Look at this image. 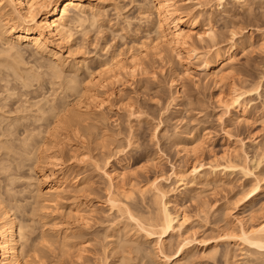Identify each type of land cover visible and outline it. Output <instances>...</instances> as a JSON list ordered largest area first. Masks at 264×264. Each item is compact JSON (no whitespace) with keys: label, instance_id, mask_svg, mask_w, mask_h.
I'll return each mask as SVG.
<instances>
[{"label":"rangeland","instance_id":"obj_1","mask_svg":"<svg viewBox=\"0 0 264 264\" xmlns=\"http://www.w3.org/2000/svg\"><path fill=\"white\" fill-rule=\"evenodd\" d=\"M239 1L222 0L223 7L217 6V0L169 1L179 17L187 16L196 22L190 42L200 55L218 50L224 58H230V68L226 66L228 74L219 83L206 78L201 70V58L186 60L178 50L168 46L161 53L152 49L156 41L153 30L156 14L151 10L155 0H108L106 5L98 7L101 11L98 23L93 27L85 23L72 29L71 44L80 47L79 53H85L91 71H100L102 63L117 51H123L121 58L127 61V48L135 46L139 47L134 50L139 69L134 76L115 70L113 73H120L118 82L108 79L112 80L109 87H95V99L89 103V99H84L87 101H83V109L89 104L90 115L84 116L74 134L47 146L45 157L56 160L59 170L55 171L68 181L65 180L55 205L42 212L31 211L34 200L30 191L34 187H27L24 177L32 175L37 168L48 173L42 156L39 163L30 160L29 154L18 156L0 151V162L4 160L13 169L20 165L13 171V183L0 172V196L5 201L15 199L20 205L27 204L18 220L26 226L23 250L30 264H116L118 255L111 251L115 246L111 235L123 226L133 236L138 233L127 215L112 208L108 200L115 197L124 204L128 200L134 214L153 216L156 206L152 194L141 197L138 189L161 173L162 179L158 181L169 192L168 208L184 219L179 232L164 236L168 239L167 254H173L181 239L187 238L192 242L191 259L179 264H226L224 255L229 249L238 264H263L264 255H253L242 263V255L249 251L247 247H229L223 239L227 228L237 227L236 219L245 221V227L264 220V0ZM149 9L152 17L148 20L144 15ZM207 30L212 32V41L204 34ZM199 36L204 39L202 42ZM142 44L145 48H141ZM22 49L34 54L44 65L51 61L29 47ZM62 50L67 57L65 49ZM72 58L68 56V62ZM124 60L127 67L130 62ZM113 73H106L102 79ZM76 76L85 81V70ZM44 80L39 85L41 88L24 90L27 94L10 82V89L0 92L4 111L11 113L5 117L28 118L35 114H21V108L29 110L44 95L48 100L62 97L60 84H53L59 80ZM232 83L244 93L240 102L246 106V112L239 121L225 115L220 104ZM66 95L69 97L66 101L72 102L74 98ZM101 101L105 103L100 107L102 112L97 110ZM32 122L34 117L22 123ZM44 128L45 124L41 131ZM191 136L199 138V142L193 144ZM181 146H185L184 152ZM43 151L40 146L37 154ZM192 165H196V174L205 180L199 176V183L189 184L193 178L189 176L188 182L185 181L189 185L184 190L179 180L170 175L180 174ZM114 173H123L124 177L115 180L111 187L107 175ZM57 175L56 179L60 180ZM257 186L247 196L242 193ZM54 222L59 228L55 226L57 230L53 231ZM60 228L65 235H71L72 249L67 254L62 253L56 234ZM43 231L52 241L40 240ZM140 240L143 253L148 252L149 256L141 259L140 255H132L130 264H154L157 255L151 249L152 244ZM213 245L215 249H211Z\"/></svg>","mask_w":264,"mask_h":264},{"label":"bare ground","instance_id":"obj_2","mask_svg":"<svg viewBox=\"0 0 264 264\" xmlns=\"http://www.w3.org/2000/svg\"><path fill=\"white\" fill-rule=\"evenodd\" d=\"M107 1L108 0H0V92L8 91V89H10L8 87L10 82L15 83V86L17 85L21 91L23 90V92H25L35 86H38L36 89L41 88L42 85L41 87L39 85L45 81L44 79H48V81L53 82L59 80V83L53 84H60L59 89L62 94V97L53 98L51 100H48V97L46 98L44 95L42 98L34 101L30 105L29 110L26 107H23V110L21 108V114L24 112H33L35 114L28 118H6L5 116L7 113V116L11 113L4 111L5 106L0 103V151L12 152L18 156L29 154L31 156L29 158L30 160L35 159L39 163L42 156L41 161H44L45 165V168H43L44 170H48V173H45L43 169L40 170L37 168L38 170L33 172L32 175L24 177L25 179L22 178L26 184L28 183L27 187H34V190H31L32 192L30 191V194L33 193L32 199L34 200V207L31 210L32 213L42 212L44 209L46 210L48 206L55 205L59 194L62 192L63 184H66V179L62 176V173L55 171L59 170L57 162H54L56 160L45 157L47 155V146L56 143L61 137H69L74 134L73 132L83 121L84 116L90 115V112L87 111V106L89 104L85 105L86 109L84 108V111L83 103L88 99L87 102L89 103V101L96 98L95 94H93L96 86L100 89H105L110 81L112 82L113 79H119L118 74L120 73H113L115 70V72L120 71L129 76H134V74H137L135 72H138L139 68L137 67H139V65H137V55L134 51L139 48L138 46H135L136 49L135 47L127 48L128 52H125L127 54V61L121 58L123 51H117L110 54L111 57L109 56V60L106 59L102 63V69L100 71L93 72L86 64V58L84 57L86 55H83L85 53L81 54L82 51L79 53L80 47L78 46L79 49H77L78 47L75 48L73 46L74 44H71L72 42L70 39L73 37L72 35H74V28H77V26L82 27L85 23L93 27L98 23V19L100 18L99 15H101V11L98 7H103L106 5ZM169 1L170 0H155L156 5L152 7L153 9L151 8L156 14V19L153 23L156 41H154L155 44L152 46V49L161 53L162 50L165 49L163 47L168 46L173 50H178L186 60L192 61L201 58V70L206 75V78H210L214 83H219L224 80L228 74L226 66L230 68L228 65L229 62H231L230 58L227 56V58H224L218 50L200 55L193 44H191L192 33L196 28V22L188 19L187 16H184V18L179 17L177 11L171 9ZM49 4L52 6L49 7ZM217 6L223 7L222 0H217ZM151 10L149 9L148 12H145V15L143 14L145 19L147 18L149 20V18L152 17L151 12H149ZM204 34L207 35L210 41L213 40L214 37L210 30L204 32ZM203 40L202 36H199V41L202 42ZM144 45L142 44L141 48H145ZM59 46L63 47L60 49ZM22 47H29L36 53L47 56L51 60L50 63L48 62L46 65L42 64L35 58L34 54H30L28 50H23ZM62 48L65 49L67 57L63 56ZM130 48H132L133 52L130 51ZM76 51L78 52L76 53ZM76 54H78V56H76ZM68 56L70 58L74 57L72 61L70 59L68 62ZM176 57H178L177 54ZM122 59L124 62H130L127 67H125L126 64L124 65ZM81 70H85L86 72L85 81H80L78 76H76ZM141 71L143 72L142 69ZM66 72H68L69 75H65ZM106 73L108 75L109 73H113L114 75L110 74V77L108 76L106 79H102L104 75H107ZM111 78L112 80H108ZM118 79L116 82L119 81ZM49 84L52 85V82ZM255 87L257 88L256 85ZM228 91V94L225 93L226 95H223V97H221L222 99H220L221 107L225 115L229 118L235 117V119L239 121L245 116L246 112V106L240 102V98L244 93L239 91L236 84H233ZM25 93L27 94V92ZM66 94H70V96L74 98L72 102L69 103L66 101V99L69 98ZM56 95L57 94H55V96ZM103 104L105 105L104 101L103 103L101 101L98 108L96 104L97 110L100 109L99 111H101V108L104 106ZM16 112H18V110ZM31 117H34V122H32V124L25 125L22 123L26 121V119L29 120ZM38 123L42 124L38 125ZM44 124L45 128L41 131ZM31 126L32 128L30 129ZM19 128H21V130H19ZM19 137H21V139ZM1 139H4V141H1ZM190 140L195 144L199 142L200 139H193V136H191ZM40 146L44 151L37 154ZM181 149L182 152L186 150L185 146H181ZM32 150L34 151L32 152ZM41 165H43V163ZM19 166L20 165L17 164V169ZM17 169H13L10 165H7L4 160L0 162V172L7 175L10 183H13V171ZM196 171V165H192L182 172L179 171L180 174L177 173L178 176L175 172L170 176L177 178L180 186L186 190L189 184L192 183L196 185V182L199 183L198 181L201 180L202 176L199 175L201 176L199 177ZM57 173L60 180L56 179ZM122 174L117 173L115 175L114 173V176L106 174L111 187L115 180L117 181L124 177ZM161 174L159 175L158 172L159 176L151 183H148L149 185L144 184L145 186L139 187L138 189L139 196L141 197H144L147 193L152 194V201L156 206V212L151 217L146 218L131 212V209L128 207V200L126 204L120 202L115 197L108 200L112 208L127 215L128 221L134 224L138 233L137 236L136 234L133 236L124 226L122 229H118V226L117 232L115 231L114 234H112L113 232L110 233L112 234L111 238L114 240V242L112 241L113 245H115L113 246L114 248L112 247L111 251L113 253L117 252L115 255H118L116 264H130L134 258L131 257L132 255H140L139 257H142L141 259L149 256L148 252L143 253L141 245L139 244L140 238L141 240L143 239L145 243L152 244L151 249L153 248L154 253L157 255V257H155L157 262L153 260L154 264H179L180 262H190L191 249L189 248V244L192 242L187 241V238L181 239L173 254H167L165 251L168 239L164 236L168 235L169 237L176 231L179 232L183 227L184 219L181 217V214L172 213L169 210V203L167 201L169 192L164 190L162 185H160L161 181H158L160 178L162 179ZM189 176L193 178L188 184L185 183V181H187L186 178ZM207 180L209 181L210 179ZM66 182L68 181L66 180ZM257 188L258 186L248 190L249 192L244 190L242 193L247 196ZM10 191L11 189L7 192ZM129 199H132V197L130 196ZM26 205H20L15 199L5 201L0 196V264H30L23 250V243L26 239L24 231L26 226L18 220L19 213L25 209ZM229 214L227 215L229 216ZM230 216L232 215L230 214ZM80 219L84 220L82 217ZM236 223V228H227L225 230L226 233H224L223 239L226 241L227 245L229 247H235L237 245L247 247L246 249L247 251L249 250L248 252L250 253L247 252L242 255V263L245 260L247 261L249 257L252 258L253 255L263 256L264 248L260 247V245H264V220L252 227H245V221L240 218L236 219ZM57 224L52 223L51 226L53 227V231L57 230L55 228H59ZM43 225L45 226L47 223L44 221ZM65 231L68 233V230ZM44 232L45 231H43L40 240L42 242L52 241ZM57 232L58 239L61 241L60 243L58 241V243L61 249H63L62 253L64 251L63 254H67L69 250L72 249V247H70V245L72 246V242L69 240L71 235H65V232H63L61 228ZM211 249H215V246L213 245ZM161 253H163V255H161ZM235 258L230 249L227 250L224 255L226 264H238L234 261ZM136 259H138L137 256Z\"/></svg>","mask_w":264,"mask_h":264},{"label":"snow or ice","instance_id":"obj_3","mask_svg":"<svg viewBox=\"0 0 264 264\" xmlns=\"http://www.w3.org/2000/svg\"><path fill=\"white\" fill-rule=\"evenodd\" d=\"M48 6L51 7L52 5L49 4ZM153 79H155V77H153ZM260 247L264 248V245H260ZM161 255H163V253H161ZM37 259L39 260V257H37ZM166 259H167V258H166Z\"/></svg>","mask_w":264,"mask_h":264}]
</instances>
